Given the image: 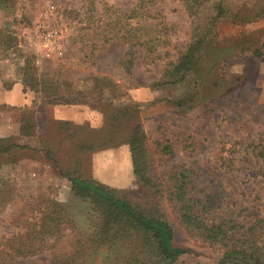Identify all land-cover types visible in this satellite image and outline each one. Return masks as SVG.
Returning <instances> with one entry per match:
<instances>
[{
	"label": "rangeland",
	"instance_id": "rangeland-1",
	"mask_svg": "<svg viewBox=\"0 0 264 264\" xmlns=\"http://www.w3.org/2000/svg\"><path fill=\"white\" fill-rule=\"evenodd\" d=\"M213 1L200 0L193 11L184 0H95L92 8L85 0H14L4 9L31 20L53 4L67 46L36 67L58 84L62 98L53 103L23 91L24 64L6 60L9 85L18 83L26 101L0 105V138L14 145L0 153V238L24 232L42 214L57 213L59 221L64 214L76 227L56 231V251L67 249L77 230L90 231L95 214L67 176L148 200L152 190L134 175L127 141L137 124L159 178L174 167L190 169L191 185L208 196L205 217L245 225L264 218V0H223L228 14L212 26L193 65L177 78L166 71L198 37L196 26L209 25ZM109 138L113 144L97 147ZM165 145L169 153L160 151ZM164 212L174 243L190 249L174 264H224L222 247L189 234L167 202ZM48 252L15 264H48ZM101 256L92 251L79 264H100ZM243 258L264 264V239Z\"/></svg>",
	"mask_w": 264,
	"mask_h": 264
},
{
	"label": "trees",
	"instance_id": "trees-1",
	"mask_svg": "<svg viewBox=\"0 0 264 264\" xmlns=\"http://www.w3.org/2000/svg\"><path fill=\"white\" fill-rule=\"evenodd\" d=\"M85 1L92 8L95 0ZM199 1L184 0L185 7L193 11L195 3ZM0 6L11 8L14 0H0ZM209 8L208 11L212 12L209 25L196 26L198 37L179 51L175 61L170 64L171 68L166 70L172 77H181L193 65L197 52L207 39L206 35H210L212 26L228 14L229 7L223 0H215ZM133 17L134 10L128 15V18ZM115 36L117 31L112 36H105L102 41L107 43ZM143 43L151 47L152 40L147 38ZM146 55L150 57L152 50L148 49ZM151 58L153 60L156 56L152 55ZM33 61L34 55H25L21 72L22 90L39 92L48 103L61 99L56 80L39 77ZM20 129H23V124ZM112 141L111 138L99 139L96 145L103 148L113 144ZM127 141L134 175L142 185L152 190L153 194L148 200H139L124 190L81 175L67 176L71 191L90 203L95 214L92 229L77 230L69 247L56 251L54 247L59 238L55 236L56 231L67 228L76 231V227L64 214L62 221L57 220V213L54 218L42 214L36 221L30 222L24 232L0 238V264H15L17 258L36 256L45 249L50 250L46 258L48 264H79L92 251L102 253L100 264H174L190 249L174 243L173 231L164 212L165 202L172 207L179 223L189 234L222 247L220 263L251 264L243 257L251 255L264 239V218L245 225L231 218L205 217L204 214L208 213V196L205 201L198 188L191 185L190 169L174 167L159 178L151 167L152 153L141 125L133 126ZM13 147L10 139L0 138V153ZM160 151L169 153L170 146H162ZM60 225L61 229L58 228Z\"/></svg>",
	"mask_w": 264,
	"mask_h": 264
},
{
	"label": "built area",
	"instance_id": "built-area-1",
	"mask_svg": "<svg viewBox=\"0 0 264 264\" xmlns=\"http://www.w3.org/2000/svg\"><path fill=\"white\" fill-rule=\"evenodd\" d=\"M65 31L61 17L51 3L31 20L13 16L5 26L6 60L19 66L24 64L26 54H32L34 65L38 67L43 59L62 57L67 46Z\"/></svg>",
	"mask_w": 264,
	"mask_h": 264
},
{
	"label": "crops",
	"instance_id": "crops-1",
	"mask_svg": "<svg viewBox=\"0 0 264 264\" xmlns=\"http://www.w3.org/2000/svg\"><path fill=\"white\" fill-rule=\"evenodd\" d=\"M8 9L3 7L0 9V105H19V103L24 102L23 97H20V87L18 83H14V85H9V75L6 72V57L3 55L6 53V48L8 47L7 36L5 34V26L9 22V20L13 17V14L10 12H6ZM16 16V15H14ZM27 98V97H26ZM27 103L28 102L27 100Z\"/></svg>",
	"mask_w": 264,
	"mask_h": 264
}]
</instances>
